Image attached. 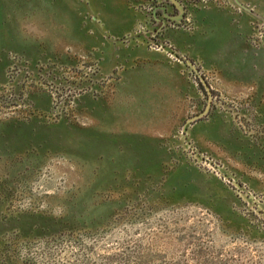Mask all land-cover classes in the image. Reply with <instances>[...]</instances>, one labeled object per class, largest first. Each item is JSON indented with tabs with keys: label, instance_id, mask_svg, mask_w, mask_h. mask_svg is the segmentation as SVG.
Returning a JSON list of instances; mask_svg holds the SVG:
<instances>
[{
	"label": "rangeland",
	"instance_id": "rangeland-1",
	"mask_svg": "<svg viewBox=\"0 0 264 264\" xmlns=\"http://www.w3.org/2000/svg\"><path fill=\"white\" fill-rule=\"evenodd\" d=\"M126 7L0 0V264H264V86L224 92L204 68L226 104L189 127L191 152L178 132L204 96L181 70L139 111L122 77L142 49L119 40L141 24L110 29ZM262 25L246 39L264 52Z\"/></svg>",
	"mask_w": 264,
	"mask_h": 264
},
{
	"label": "crops",
	"instance_id": "crops-1",
	"mask_svg": "<svg viewBox=\"0 0 264 264\" xmlns=\"http://www.w3.org/2000/svg\"><path fill=\"white\" fill-rule=\"evenodd\" d=\"M246 1L258 8L257 11L264 16V9H262L258 0ZM119 15L116 16L117 21L112 22L110 27L113 35H115V30H118L119 33L128 31L129 28L135 26V22L139 17L137 12L134 14L121 12ZM92 19L94 20V18ZM250 21L247 15H238L229 8L198 7L192 15L195 30L171 32L169 38L174 46L188 53L192 59L199 60L205 68L212 69L217 76L221 90L238 94L241 89L237 86L252 85L258 89L264 86V52L258 50V54V51L253 49L246 39L247 34L250 32ZM142 46H144L143 43ZM141 49L142 55L140 58L142 61L140 65L137 66L133 63L132 66H134L135 71L130 69L122 77V80H126L127 94L133 91L131 87L133 84L136 93L147 94L153 92L154 89L160 91L161 94H167L168 91H178L177 84L179 82L183 84L180 67L169 66L162 57L160 58V55L149 53L143 47ZM257 54L260 55L258 58L259 66L255 63L249 65L250 61L256 60ZM124 57L125 55L116 56V62L124 63ZM249 70L254 75L253 82L248 83V81H245L240 84V77L249 76ZM154 84H157L156 88L152 86ZM141 93H137L136 98L130 96L132 99L140 100L137 104L139 111L147 108H158L155 102L142 104ZM158 97L153 96L148 100H156L159 99ZM143 99H145L144 95Z\"/></svg>",
	"mask_w": 264,
	"mask_h": 264
},
{
	"label": "flooded vegetation",
	"instance_id": "flooded-vegetation-1",
	"mask_svg": "<svg viewBox=\"0 0 264 264\" xmlns=\"http://www.w3.org/2000/svg\"><path fill=\"white\" fill-rule=\"evenodd\" d=\"M137 1L142 4V7L143 4H145L148 10H145L141 7L137 12L135 9L133 10L129 8L133 3H136ZM126 2L129 4V7H126L124 10L129 11L122 13L134 14L137 12L139 17L135 22V26H141V30H143V32L140 36L135 35V33L133 32L134 30H130V36L126 35L125 37L120 39L119 42H121V44L123 45H127L129 41L135 39L138 41V45L140 48L143 47L144 50L148 51L149 53L152 52L158 54L164 59H168V61L170 62H175L176 66L180 67V70L184 72L186 71L188 75L193 79L196 93H201L204 96L205 101L203 107L197 114L201 113L207 104V91H209L211 95L210 107L207 114L191 123H188L187 121L197 114L190 116L184 121L182 129L180 130V132H178V139L181 140L183 145L192 152L194 150L192 149L194 146L189 141L187 135L189 127H192L196 123L208 120L213 110L215 112V109L216 113H218L221 109L219 110L217 109V107H215L216 103H226L224 102L220 91L218 89H215L211 85V83L208 82V78L203 73L205 68L204 65L199 60L197 61L195 59H192L188 53L174 46L171 39L169 38V34L171 32L177 31L189 32L195 30L192 22V15L193 12L198 9V7L203 8L207 6H213L217 9L229 8L238 15H247L251 20L250 31L258 32V34H261V32L258 31L259 29L256 28V25L258 24V21L262 22V31H264V16L257 11L258 8H256L254 5H251L246 0H126ZM117 8L119 7H116L115 9ZM92 18L96 20L95 16H92ZM139 24L141 25L138 26ZM151 27L153 29V36H145L144 33L149 32ZM138 38H140L141 40L139 41ZM142 43L144 44V46H142ZM248 43L252 47H262L261 45H259V43L254 45L250 42ZM105 44L106 43L100 42L98 47H106ZM113 45L116 47V44ZM202 82H204L205 86ZM223 111L225 113L230 112L227 110ZM221 178L225 180L226 183H229L232 186L230 187L235 190L238 188V184L240 185V183L229 181L225 175H221Z\"/></svg>",
	"mask_w": 264,
	"mask_h": 264
},
{
	"label": "water",
	"instance_id": "water-1",
	"mask_svg": "<svg viewBox=\"0 0 264 264\" xmlns=\"http://www.w3.org/2000/svg\"><path fill=\"white\" fill-rule=\"evenodd\" d=\"M202 83H203V85L205 86L204 82H202ZM207 94H208V99H207V104H206L204 110H203L201 113H199V114L193 116L192 118H190V119L187 121L188 123H191V122H193V121H195V120H197V119L203 117V116L206 115L207 112L209 111L210 101H211V95H210L209 91H207Z\"/></svg>",
	"mask_w": 264,
	"mask_h": 264
}]
</instances>
